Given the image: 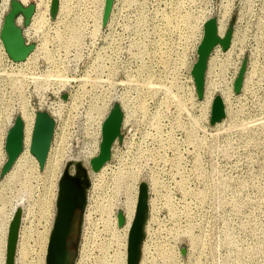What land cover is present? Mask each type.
Segmentation results:
<instances>
[{
	"label": "rangeland",
	"instance_id": "1",
	"mask_svg": "<svg viewBox=\"0 0 264 264\" xmlns=\"http://www.w3.org/2000/svg\"><path fill=\"white\" fill-rule=\"evenodd\" d=\"M17 1L34 6L26 24L20 13L15 19L33 47L19 61L0 50V68L17 67L23 75L21 95L0 82V169L6 128L16 115L23 122L24 111L43 108L58 119L48 150L57 152L60 169L69 157L86 163L96 152L100 121L112 103L123 112L119 139L90 172L75 264L84 242L82 264H125L127 212L140 181L147 185V214L138 261L264 264V0H112L105 22L104 0H56L53 17L51 0ZM8 8L9 0H0V26ZM113 16L110 36L127 44L105 77L99 39ZM211 16L218 36L230 25V40L210 49L198 97L186 70L200 23ZM182 32L189 35L186 44ZM158 38L165 44L136 43ZM65 85L66 103L58 98ZM215 95L224 112L210 122ZM13 160L0 173V264L4 228L16 206V264H40L58 168L44 161L27 169L25 180L21 174L8 180Z\"/></svg>",
	"mask_w": 264,
	"mask_h": 264
},
{
	"label": "water",
	"instance_id": "2",
	"mask_svg": "<svg viewBox=\"0 0 264 264\" xmlns=\"http://www.w3.org/2000/svg\"><path fill=\"white\" fill-rule=\"evenodd\" d=\"M112 0H104V7L102 12V21L105 22L108 12L110 10ZM34 9L33 4L22 5L17 0H9V8L3 15L2 23L0 26V40L6 55L12 60L23 59L28 52L32 49L33 43L24 41L22 32L18 25L15 23L16 16L19 13L22 16V21L26 24L30 18ZM50 16L53 17L56 11V0L50 2ZM230 40V25L224 30L221 36H218L216 32L215 17L211 16L204 20L202 24L201 38L196 46V58L190 68V74L193 80L195 93L198 97L202 95L203 89V77L207 61V55L210 49L218 44L221 48H226L228 41ZM242 63L237 76L233 82V90L236 92L239 90L242 81L243 72ZM223 101L220 100L218 95H215L210 103L209 121L213 122L219 120L224 112L222 106ZM121 112L118 105L112 103L108 113L104 117L100 132L101 141L99 144V150L94 154L89 162L93 169L99 168L104 163L110 151V143L116 136V131L119 122H121ZM20 117L15 116L11 125L6 128L3 148L6 152V159L3 162L0 173H3L16 154L20 150ZM52 129V119L45 111H35L34 118L28 143V151L32 154L38 165L41 166L49 143V138ZM76 167V172L82 171L81 163L79 161H70ZM69 163H66L67 166ZM77 167L79 170H77ZM62 191L65 195H69L68 188L70 183L60 184ZM55 212L53 213L50 229L47 235L46 241V257L45 264H58V259L54 255V250L57 247L63 246V242L66 236V232L70 223V216L75 208V205L68 201H54ZM81 209H84V205H79ZM147 214V185L144 181H140L137 185L136 201L134 205V211L130 225L127 230L126 247H125V264H137L140 254V244L142 240L144 221ZM21 218V207L16 206L10 217L5 239V251L3 264H15L14 254L16 248V241L18 237V230ZM116 220L120 224L122 216L119 211H116ZM80 228V223H79ZM80 230V229H79ZM78 244V241H77Z\"/></svg>",
	"mask_w": 264,
	"mask_h": 264
},
{
	"label": "flooded vegetation",
	"instance_id": "3",
	"mask_svg": "<svg viewBox=\"0 0 264 264\" xmlns=\"http://www.w3.org/2000/svg\"><path fill=\"white\" fill-rule=\"evenodd\" d=\"M66 86L67 85H65V87L61 90V92H60V94L58 96V98L61 99L64 103L68 102V98H69L67 96L68 93L66 91H64V90H66L65 89ZM110 107H111V105H110ZM110 107L108 108V110L110 109ZM108 110L105 113L104 117L108 113ZM37 111H45V110L40 109V110H37ZM14 117L12 119V122L14 120ZM104 117L100 121V127H101V123H102ZM12 122H11V124H12ZM20 124H21L20 141H21V139H22V121H21V119H20ZM53 127H54V122L52 120V129H51V135H50V138H49L48 147H49V144H50V141H51ZM100 127H99L98 141H97L98 142L97 143V150H96V152L94 154H96L98 152V150H99V144H100V141H101ZM121 128H122V124H121V122H119L117 129H115L116 136H115L114 140L115 139H119L120 129ZM114 140L110 143V148H111V145L114 142ZM48 147H47V150H48ZM5 154H6V152H5ZM92 156H90L88 158L86 163H83L79 159H67V160H64L63 165H62V167L60 169L59 175L57 177L58 179L56 180V189H55L54 201L55 200H59L60 202L61 201H68L69 203L75 205V208L73 209V211L71 213V216H70V223H69L68 230L66 232V236H65V239H64V242H63V246H61L59 248L57 247V249H53L54 250V255H56V257H57V259L59 261L58 264H75L76 255H77V249H78L77 241H79L78 239H79V236H80V230L79 229H81V222L83 220V212H84L85 206H86L87 201H88V190H89L90 182H91L90 181V172L91 171L92 172L96 171L98 169V168L93 169L91 167V165H90L89 160H90V158ZM6 157H7V155H6ZM70 161H79L81 163V166H82L81 170L82 171L79 172L80 174L79 173L77 174L76 167L73 165L72 162L69 163ZM66 162L69 163L67 166H65ZM43 163H44V161H43ZM77 170H79L78 167H77ZM62 183L63 184L64 183H70V186L68 188V192H69L70 196L69 195H65L63 193L62 188L60 186V184H62ZM81 204L84 205V209H81L79 207V205H81ZM54 212H55V207H54ZM79 223H80V228H79ZM45 257H46V246H45V252H44V261H43L44 264H45Z\"/></svg>",
	"mask_w": 264,
	"mask_h": 264
},
{
	"label": "bare ground",
	"instance_id": "4",
	"mask_svg": "<svg viewBox=\"0 0 264 264\" xmlns=\"http://www.w3.org/2000/svg\"><path fill=\"white\" fill-rule=\"evenodd\" d=\"M221 28V27H220ZM222 29V28H221ZM2 43H1V40H0V50L2 49ZM3 51H0V54H2ZM29 54V53H28ZM27 54V55H28ZM26 57V56H25ZM24 57V58H25ZM23 58V59H24ZM22 59V60H23ZM19 61V60H18ZM7 65V64H6ZM17 65H21V64H17ZM16 66V65H15ZM17 68V67H16ZM14 67H11L9 71L6 70V68H0V70L2 72H0V82H3L5 84V81L7 82V85H9V87L11 88V92L13 91H18L19 94L21 93V80H22V77L23 75H21V71H20V75L21 77L19 76V70H14L16 69ZM18 69V68H17ZM23 71V70H22ZM24 74V73H23ZM27 75V74H26ZM23 83V81H22ZM23 85V84H22ZM23 87V86H22ZM21 95V94H20ZM2 97V96H1ZM23 116H24V121L22 122V148L21 150L18 152V154L16 155V157L14 158L13 160V163H12V167L10 169V171L8 172V174L6 175L7 176V179H11V178H18V176L21 174L23 175L24 177V180L25 178L27 177V173H26V170L29 169L30 172L36 170V168L39 166L35 157L29 153L28 151V143H29V138H30V133H31V128H32V123H33V118H34V114L28 112V111H24L23 113ZM9 123V122H8ZM9 126V125H8ZM52 150V149H51ZM51 150H47V153H46V157H45V162L46 164L48 163L50 169H54V168H58L57 170V173L54 177V180H53V185L56 189V180L58 179V175H59V172H60V168L58 167L60 162L58 161L57 159V155L56 153H53L51 152ZM55 150V149H54ZM58 151V150H56ZM94 153L91 154V156L93 155ZM67 159H79L81 160L83 163H85V157H79V158H72V157H69ZM3 160V152L0 150V161ZM67 163V162H66ZM65 163V164H66ZM63 165V164H62ZM62 165H60V167H62ZM73 167V166H72ZM64 169V168H63ZM50 173V172H49ZM52 173V172H51ZM78 174V173H77ZM80 174V173H79ZM88 174V173H87ZM30 176V175H29ZM90 176H92L90 174ZM60 178V177H59ZM12 179V180H13ZM16 180V179H15ZM18 180V179H17ZM16 180V181H17ZM9 182V181H8ZM12 182V181H10ZM58 187V186H57ZM60 192V191H59ZM136 194H137V186L135 187V193L134 195H132L133 197H131L130 199V206H129V210L127 212V217H128V221H127V224H126V227H125V231L127 232L128 230V227L130 225V222H131V219H132V215H133V211H134V205H135V201H136ZM55 196V192L53 194ZM57 195V194H56ZM56 198V197H55ZM14 210V209H13ZM12 215V214H11ZM9 223V222H8ZM8 223L7 225L5 226L4 228V238L6 239V231H7V226H8ZM51 225V223H50ZM50 225L47 229H45L42 234H41V255H40V258H39V263L40 264H44V252H45V246H46V241H47V235H48V231L50 229ZM87 235V234H86ZM4 244V251H5V240L3 242ZM86 245H87V242H84L82 248L79 250V256H80V261L77 263V264H82L83 263V259L85 258V254H86ZM2 259H1V264H3V261H4V252H2ZM17 260L14 259V262L15 264L17 263L16 262ZM138 264H143V262L140 260L138 261Z\"/></svg>",
	"mask_w": 264,
	"mask_h": 264
},
{
	"label": "built area",
	"instance_id": "5",
	"mask_svg": "<svg viewBox=\"0 0 264 264\" xmlns=\"http://www.w3.org/2000/svg\"><path fill=\"white\" fill-rule=\"evenodd\" d=\"M123 1V0H122ZM112 4V3H111ZM57 5H58V0H57ZM111 7V6H110ZM57 8V7H56ZM110 11V10H109ZM109 13V12H108ZM108 17V16H107ZM204 20L202 21V23H200L201 25V31H200V35H199V38H197L195 40V43H194V46H193V50L191 52V60L189 61L188 65H187V70H186V73H187V82L188 83V87L191 88V84H193V80H192V77H191V74H190V68H191V65L192 63L195 61V58H196V46L201 38V34H202V24H203ZM107 23V22H106ZM106 23H103V29L105 30L104 32V37L99 39V49L101 50V52H103V57L102 59L104 61H107V65L104 64V69L107 71L105 72L104 70V76L107 77L108 75V70H109V63L111 62H114V61H121L122 60V52L124 50V45H126V41L125 39L123 38H113L111 37L110 35L112 34V32L115 30L116 28V25L114 23V16L112 18V21L111 23H109L110 25H106ZM183 33V38L181 39L182 42L184 44H186V40H188V33ZM25 41V40H24ZM27 42V41H26ZM98 42V41H97ZM129 43V42H128ZM136 43H139L138 45H145V44H160V43H164L165 44V41L161 38H158V39H142V40H138L136 41ZM96 44V42L94 43ZM163 53L162 50H159ZM186 51V50H185ZM172 58V57H171ZM184 58V57H183ZM119 68L117 67V73H118ZM118 76V74H116ZM190 77V78H189ZM121 83V82H120ZM193 88H194V84H193ZM192 90V89H191ZM193 92V91H192ZM194 92H195V89H194ZM193 92V93H194ZM57 99V98H56ZM117 102V101H116ZM118 106H119V109H120V112H121V117H122V110L120 108V105L119 103L117 102ZM40 109H43V108H40ZM45 110L48 115L52 118L53 122L57 121L58 119H55L53 117V115H51L46 109H43ZM122 121V120H121Z\"/></svg>",
	"mask_w": 264,
	"mask_h": 264
}]
</instances>
